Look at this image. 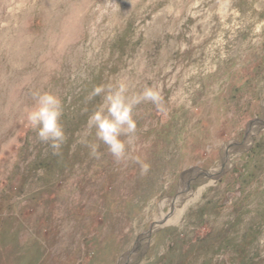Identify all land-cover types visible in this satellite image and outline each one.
Listing matches in <instances>:
<instances>
[{"label": "rangeland", "instance_id": "rangeland-1", "mask_svg": "<svg viewBox=\"0 0 264 264\" xmlns=\"http://www.w3.org/2000/svg\"><path fill=\"white\" fill-rule=\"evenodd\" d=\"M117 83L160 98L121 161L87 127ZM0 264H264V0H0Z\"/></svg>", "mask_w": 264, "mask_h": 264}, {"label": "clouds", "instance_id": "clouds-1", "mask_svg": "<svg viewBox=\"0 0 264 264\" xmlns=\"http://www.w3.org/2000/svg\"><path fill=\"white\" fill-rule=\"evenodd\" d=\"M102 93V103L89 116L87 127L94 129L96 139L107 146L117 161H121L127 157L128 148L133 143L136 132L133 108L144 101L158 104L159 94L151 88H145L142 93L129 96L127 85L117 83L98 85L93 89L91 96H99ZM33 95L35 103L25 113L27 126L36 132L41 142L50 145L54 154H58L66 140L64 127L60 122L64 114L63 102L60 97L48 91H38ZM87 135L85 132L78 143L86 144L90 148V154L98 157L99 145L90 143ZM137 163H140L138 158ZM148 167L147 164H142V171L146 172Z\"/></svg>", "mask_w": 264, "mask_h": 264}]
</instances>
